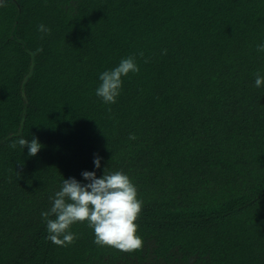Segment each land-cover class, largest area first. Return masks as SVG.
I'll use <instances>...</instances> for the list:
<instances>
[{
	"label": "trees",
	"instance_id": "1",
	"mask_svg": "<svg viewBox=\"0 0 264 264\" xmlns=\"http://www.w3.org/2000/svg\"><path fill=\"white\" fill-rule=\"evenodd\" d=\"M3 3L0 264H264V0ZM130 56L104 103L100 74ZM106 168L137 188L142 249L98 246L86 222L52 243L50 198Z\"/></svg>",
	"mask_w": 264,
	"mask_h": 264
},
{
	"label": "clouds",
	"instance_id": "2",
	"mask_svg": "<svg viewBox=\"0 0 264 264\" xmlns=\"http://www.w3.org/2000/svg\"><path fill=\"white\" fill-rule=\"evenodd\" d=\"M4 6L3 0H0V7ZM38 28L43 33L51 31L43 24ZM257 50L264 52V44L258 45ZM36 51L41 52L43 49L38 48ZM166 51L164 50V54ZM143 55L141 52L140 56ZM139 70L134 57L122 59L114 69L100 74L101 84L96 89V95L106 104L116 103L123 84L122 77L138 73ZM262 85L264 77L257 73L255 86ZM129 139L134 140L135 136L130 135ZM17 143L22 148L27 147L30 156L37 155L42 147L36 138L31 141L20 138L10 147L15 149ZM94 164L96 168H100L99 157L94 159ZM82 175L89 181L87 184H82L75 178L64 179L61 189L50 198V210L41 213L47 224V239L58 246L72 244L77 238L70 231L72 225L86 222L93 229L94 243L98 246L112 247L125 253L142 249L143 239L138 235L137 221L143 202L138 198L137 188L130 177L122 171L109 172L107 168L101 178L89 171Z\"/></svg>",
	"mask_w": 264,
	"mask_h": 264
}]
</instances>
